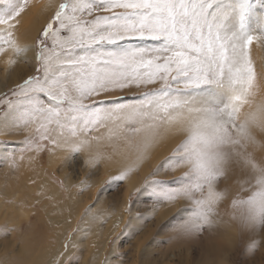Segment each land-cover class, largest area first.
Segmentation results:
<instances>
[{"label": "snow or ice", "instance_id": "obj_1", "mask_svg": "<svg viewBox=\"0 0 264 264\" xmlns=\"http://www.w3.org/2000/svg\"><path fill=\"white\" fill-rule=\"evenodd\" d=\"M26 8L27 0H8L0 11V53L26 51L14 39ZM254 42L264 44V0H63L36 41L43 77L16 86L4 126L35 124L41 142L73 157L95 144L91 165L103 157L101 146L135 140L139 159L161 135L181 133L169 166L187 171L175 188L153 182L157 201H189L184 229L201 231L229 195L219 184L238 170L232 218L264 228V159L256 156L264 144L255 136L264 132V103L254 102ZM152 85L138 103L95 99Z\"/></svg>", "mask_w": 264, "mask_h": 264}, {"label": "rangeland", "instance_id": "obj_2", "mask_svg": "<svg viewBox=\"0 0 264 264\" xmlns=\"http://www.w3.org/2000/svg\"><path fill=\"white\" fill-rule=\"evenodd\" d=\"M7 2L8 0H0V7L2 10L6 7L5 5H7ZM31 2H34V0H27V7L30 6ZM62 2L63 0H59L57 6ZM26 10L27 8L25 11ZM53 14L54 12L41 27L38 37L40 36L41 30L51 19ZM64 35H66V33H64ZM36 41H34V50L31 56L28 55L27 58H22V60L15 58L17 56H13V61H15L14 66L7 70L6 73L4 71L0 74L1 80H12V77L15 79V82L11 86L6 87L0 92V98H2L0 99V117L6 114L7 110L9 111L5 102L8 100H15L13 91L16 89L17 85L22 84V82L29 76L43 77V72L37 71L42 65L36 60ZM144 43L151 46L153 42L146 41ZM48 44H51V40L48 41ZM250 51L253 53L252 46L250 47ZM251 54L250 57L252 56ZM253 57H255L254 53L252 58ZM0 66H2V64H0ZM154 87H158V85H152L149 86V88L132 87L124 89L123 91L108 93L95 99L97 101H104L103 106L113 105L117 102L118 98L119 102L138 103L142 98V93ZM41 98L44 101L47 99L43 96ZM18 116L19 113H15L10 119L16 120ZM17 123L19 124L18 120ZM9 127L10 128L6 131L7 135H3V137L0 136V174H2L1 171L8 174L7 171L9 170L11 171V174L15 173V169H17L15 164H18L15 162V158H22L23 155L28 152H33L37 154V157L39 156L37 159L40 163V167L43 168V171L45 170L44 173H47L48 176L53 178L56 182L59 194L66 198L72 197L80 203H85V206L87 207L85 211L89 209V206L92 207L93 203L97 201H101L100 206L106 208L111 207L112 205H119L121 198H123L122 194L124 195L122 189H124L123 183L125 179L119 181L114 179V177H111L103 183L98 184L103 177L110 176L107 172H103L98 167V164L94 165L91 170L85 172L80 164L79 153L74 156L77 157V159L73 160V162L67 166V171L70 172L73 181H69L70 184L66 187V190H63L62 185L64 184V181L60 175V168L56 166L55 168L57 169H55L46 165L47 156L52 152L53 145L49 144L47 141L41 142L39 140V135L35 131L36 125L29 124L24 126L23 124H20L18 127ZM101 130L97 133L93 132L91 135H97L98 133L101 134V132L103 133L104 129ZM255 134L256 137L259 138L258 140L261 141L260 143L263 144L260 132L255 131ZM26 140L32 141L34 144L40 143L41 147L39 149L36 147L29 148L25 143ZM172 156L173 154H170L169 158ZM168 166L169 164H166L167 168ZM167 168H162L161 170H166ZM153 172L154 175L150 177L152 178L151 183L145 188L146 191L144 190V196L140 198L138 195L139 192L136 190L132 191L129 195L128 207L135 208L136 219L139 218L140 222L137 220L138 222L136 225L135 223L133 224L134 228L126 230V232L124 226H122L121 229L113 234L106 243V248L102 255L103 259H106L109 256L114 244L117 243L118 254L112 256L111 260L113 263L110 264H264V228L258 227L255 231H252L240 226L241 224L238 220H235L234 222V219L232 218L233 210L231 208V198L229 195L228 198L225 199L226 201H223L218 206L217 211L219 213L217 212V216L219 215V217L216 216L213 225L205 226L201 231L189 233L185 231L184 223L188 220L191 214L190 209L192 208V204L182 198H178L171 202H158V193H155V190L152 187L153 182H163L164 185L175 188L180 183L179 178L183 177V175L161 177L157 170ZM236 174H239L238 170ZM236 174L230 176L229 181L223 180L218 186L219 189L223 190L224 186L229 191L230 189H235L236 195L238 192L237 182L235 180V184H233V182L230 183V180L233 178L236 179ZM81 176L85 177L83 181H80L81 179H79ZM116 176L117 175H115V177ZM107 181H110V183ZM9 198L10 197H1L2 202H5L2 206L4 207V210H6L3 211V215L10 212L9 208L12 204L15 206L14 199ZM138 199L139 201L136 202ZM173 203L175 204V208L171 206ZM5 204H7V206ZM106 204L108 206H106ZM32 206L34 211H39L37 203H32ZM22 207L27 210L30 209L27 205ZM90 210L93 209L90 208ZM34 211L30 212L34 213ZM167 211L168 213H166ZM165 213L166 215H163ZM2 222L3 223L0 226V263H28V259H24V256L27 257L26 255L32 252V247H29L32 242L25 245V243L23 244V241H21L22 239L28 242L30 239H33V237L39 238L34 248L37 247V244L45 246L44 240L41 239L43 238L41 234H37V236L33 237L30 236L31 231L26 229L28 224L21 223L19 227L14 228L13 225H6L5 221ZM73 229L75 228L73 227L71 229L72 233L75 231ZM231 231L233 235L230 236L233 238V242L228 245V248L221 249L219 247L221 245V240H219L220 237ZM253 242L256 243V246L255 248H250V245ZM89 246L92 247L91 244ZM27 251L30 252L27 253ZM73 258L75 260V256H73Z\"/></svg>", "mask_w": 264, "mask_h": 264}, {"label": "bare ground", "instance_id": "obj_3", "mask_svg": "<svg viewBox=\"0 0 264 264\" xmlns=\"http://www.w3.org/2000/svg\"><path fill=\"white\" fill-rule=\"evenodd\" d=\"M58 1L59 0H34V2H31L32 5L30 4L27 10L21 14L18 18L19 23L14 32V39L21 47L26 48V51L15 58L22 60V58H27L28 55L31 56L33 54L34 41L37 40L41 27L54 12ZM0 11H2L1 7ZM251 46L253 47V53L255 55L253 58L255 59L252 58L253 53L251 51L250 54L252 53V56L250 58L255 67L258 85L254 102L264 103V44L254 42ZM13 56L14 55L10 51L6 54L0 53V64H2V66H0V74L4 71L6 73L7 70L14 66V63H9L14 60ZM14 80L13 77L12 80L6 79V81L0 79V92L6 87L11 86L15 82ZM248 110L247 107L244 109V111ZM8 112L7 110V113ZM6 114L0 117V136L2 137L3 135H7L6 131L10 128L4 126ZM10 117L9 120L11 121ZM256 131L260 132L264 144V132L259 130ZM97 135L100 134L98 133ZM182 138L183 134L176 133L175 131L163 134L146 152H144L143 157L139 159L135 148V140H133L131 145L124 142H117L115 149L110 146H101L100 151L103 153V157L96 164H98V167L103 172H107L110 177H103L98 184L103 183L108 180V178L110 179L111 177H115V175H119L122 171H127L128 169H131V171H128V174L124 178V189H122L124 195L122 194L123 198H121L119 205H112L106 208L100 206L101 201H97L93 203L91 207L93 210L87 211V215H85V209L87 208L85 203H80L72 197L66 198L59 194L56 182L53 178L48 176L47 173L45 174V170L43 171V168L40 167V163L37 159L39 156L37 157L36 153L28 152L23 155L22 158H15V162L18 163L15 164L17 168L15 169L16 172L11 174L9 170L7 171L8 174L2 171V174H0V226L3 223L2 221H5L6 225H13L14 228L19 227L21 223H26V225L28 224L26 229L31 231L30 236L33 237L37 236V234H41L43 238H40L44 240L45 246L37 244V247L34 248L39 238L33 237V239H30L28 242L22 239L21 241H23L25 245L32 242V244L29 245V247H32V254H27V257L24 256V259H28V263L10 264H60L61 261L63 264L113 263L111 260L112 256L118 254L117 243L114 244L109 256L103 259L102 255L105 251L107 241L113 234L121 229L122 226H124L126 232V230L134 228V223L136 225L138 221L140 222L139 218L136 219L135 208L128 207L130 193L136 190L139 192L138 195L140 198L144 196V190L152 180L150 177L154 175L153 171L157 170L161 177L184 175L187 171L186 167L183 165L168 166L170 169L166 167V164L170 165L171 163L169 160L170 154H174V150ZM256 139L258 140L259 138L256 137ZM96 151L97 147L93 144L90 150L86 149L80 152V164L85 172L91 170L94 166L89 164L88 161ZM256 156L258 159H264V149H258L256 151ZM72 158L73 157L69 155L66 150L56 149L52 150L46 159L47 166L53 168L58 166V168H60V175L64 181L62 185L63 190H66V187L70 184L69 181H73L70 172L67 171L68 164L77 159V157ZM165 161H168V163H165ZM162 168L167 169L161 170ZM79 179L83 181L85 177L81 176ZM227 180L229 181V179ZM235 180L236 179L233 178L230 180V183L233 182V184H235ZM107 182L110 183V181ZM228 192L232 200V197L235 196V189H230ZM1 197H10L9 199H14L13 201H15V206L12 204L9 208L10 212L7 211L9 213L6 215L2 214L3 211L6 210H4L2 206L5 202H2ZM226 198H228V196ZM139 199L136 200V202H138ZM32 203H37L39 211H34ZM5 205L7 206V204ZM25 205L30 207V209H24L22 206ZM106 206L108 205L106 204ZM171 206L175 208L174 203ZM30 211H34V213ZM166 213H168V211ZM166 213L163 215H166ZM217 217H219V215ZM73 227L75 231L72 233L71 229ZM230 235H233L232 231L220 237L219 240H221V245L219 247L221 249L228 248V245L233 242V238ZM46 244H49L48 247ZM90 244L92 247L89 246ZM28 252L30 251H27V253ZM73 256H75V260ZM31 261L34 262L32 263ZM3 264L9 263L5 262Z\"/></svg>", "mask_w": 264, "mask_h": 264}]
</instances>
